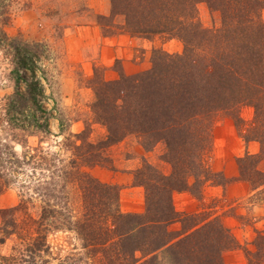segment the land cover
<instances>
[{
  "label": "trees",
  "instance_id": "trees-1",
  "mask_svg": "<svg viewBox=\"0 0 264 264\" xmlns=\"http://www.w3.org/2000/svg\"><path fill=\"white\" fill-rule=\"evenodd\" d=\"M110 2L114 13L124 15L122 31L145 38L156 34L175 36L183 42L184 49L182 53L171 54L155 48L150 68L132 75L120 73L114 80H95L92 112L106 126L109 143L128 133L139 135L146 148L164 142V159L172 169L170 174L149 164L136 169L135 178L145 189L142 213L120 212L116 206L117 188L88 177L84 184L80 183L81 190H86L83 216L86 215L82 221H76L77 231L84 239L99 244L101 250L108 244L116 246L115 251L108 253L125 255L124 260L129 256L135 260L133 254L139 251L144 257L140 264H223L222 252L239 247V243L218 215L176 211L172 193L189 191L201 199L205 183L225 185L238 179L256 189L258 199L264 201V168L258 166L264 161V22L260 18L264 0ZM200 2L220 12L222 28L218 32L204 30L196 21V6ZM6 45L14 50L15 69L28 70L32 79L26 81L24 92L15 88L5 99V124L10 130L49 131L48 120L54 117L64 130L65 119L55 117L42 105L47 98L48 81H43L48 78L46 45L39 42L16 45L12 41H6ZM244 104L254 108L249 125L239 115ZM221 115L232 118L245 142L256 140L260 145L258 153L236 158L238 175L234 178L213 170L205 158L212 147L213 124ZM12 136L18 139L15 132ZM71 136L65 137L69 142L64 143L73 154L67 161L39 146L20 157L12 144L0 140V192L9 185V171L25 164L32 169H49L57 161L62 165L59 171H52L53 180L34 181V192L39 197L62 200L61 188L74 179L76 172L72 168L79 160V154L75 153L79 147ZM91 159L87 155L81 157L84 164ZM25 203L22 200L12 207L0 208V245L11 237L17 241L8 255L0 251V264H36L37 258L49 252L47 233L59 226V218L71 223L69 211H63L67 206L58 209L55 204L48 207L47 202L35 217ZM19 211L24 214L20 218ZM175 220L181 223L178 232L167 229ZM87 229L85 235L83 230ZM254 231V249H245L246 264H264V229ZM179 234L183 235L175 238ZM160 249L164 253L156 252Z\"/></svg>",
  "mask_w": 264,
  "mask_h": 264
},
{
  "label": "rangeland",
  "instance_id": "rangeland-1",
  "mask_svg": "<svg viewBox=\"0 0 264 264\" xmlns=\"http://www.w3.org/2000/svg\"><path fill=\"white\" fill-rule=\"evenodd\" d=\"M260 18L264 22V8L260 11ZM196 21L204 30L218 32L222 28L220 12L212 10L204 2L196 6ZM123 23L124 15L112 11L110 0H0V140L12 144L20 157L39 146L60 154V158L67 161L73 155L64 146L69 142L65 139L69 134H73L70 139L79 147L75 151L79 160L72 168L78 173H74V179L61 188L62 200L39 197L34 192V181L53 180L52 171H59L62 165L57 161L49 169H32L31 165L25 164L20 169L9 171V185L0 192V208H9L25 200L26 208L35 217L40 215L41 205L47 202L48 207L49 204H55L58 209L67 206L63 211H69L71 223L61 222L59 218V226L47 233L49 252H44L41 259L37 258L36 264H140L144 258L139 251L133 254L135 260H131L130 256L124 260L125 255L112 256L108 252L115 251L116 246L114 248L106 242L104 245L108 244V247L101 250L99 244L84 239L76 226V221H82L86 215L83 216L86 213V190H81L80 183L84 184L88 177L117 188L116 206L120 212L142 213L145 210V189L135 178L136 169L147 164L165 174H170L172 169L164 159V142L159 141L146 148L141 144L139 135L128 133L109 143L106 126L98 122L92 112L95 80H114L120 77V73L132 75L150 68L155 48L171 54L182 53L184 49L183 42L175 36H132L122 31ZM6 41L16 45L36 42L46 45L49 53L45 62L48 78L43 81L49 84L45 83L47 98L42 105L55 117L65 119L64 130L54 117L48 120L49 131L43 128L10 130L5 124V99L15 88L24 92L26 81L32 79L28 70L15 69L14 50L8 48ZM9 114L21 118L13 111ZM239 115L249 125L254 115L253 106L242 105ZM13 132L18 139L12 138ZM259 150L258 141L245 142L232 118L221 115L213 124L212 147L205 158L213 170L234 178L238 175L236 158L246 153H258ZM84 155L92 158L88 164L81 161ZM258 166L263 169L264 161ZM190 181H193L192 177ZM258 197L256 189L236 179L225 185L205 183L201 199L189 191H174L172 203L174 209L182 213L204 211L211 216L218 215L240 245L223 251L222 263L246 264L245 249H254V228L264 229V201ZM94 208L98 211V206ZM17 214L19 218L24 215L20 211ZM92 226L89 229L96 224ZM167 229L178 232L181 223L172 221ZM88 231L83 230L85 235ZM16 243L14 237L6 239L0 245L1 253L8 255ZM156 252L160 254L164 250ZM44 259L48 262H43Z\"/></svg>",
  "mask_w": 264,
  "mask_h": 264
}]
</instances>
